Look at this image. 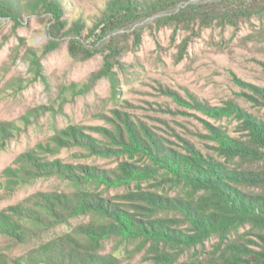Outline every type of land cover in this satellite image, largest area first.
<instances>
[{
  "label": "rangeland",
  "instance_id": "rangeland-1",
  "mask_svg": "<svg viewBox=\"0 0 264 264\" xmlns=\"http://www.w3.org/2000/svg\"><path fill=\"white\" fill-rule=\"evenodd\" d=\"M60 1L67 21L84 20L80 36L52 34L56 19L46 11L16 17L0 12V264H48L38 252L53 253L58 242L67 246L73 237L83 240L79 227L98 216L72 212L50 220L44 209L56 198L84 193L122 203V195L135 190L134 183L78 184L55 173L53 165L115 171L126 160L144 161L138 155H89L68 142L64 131L81 130L109 145L123 116L177 149L184 151L189 141L216 155L208 124L240 136L238 121L209 117L178 103L173 92L187 102L234 100L264 118V107L247 102L239 82L264 86V23L258 15H241L239 0H180L102 26L95 23L109 0ZM165 180L143 182L142 188L190 195ZM215 241L206 243L205 252ZM99 253L122 264L155 261L151 243L118 235L105 239Z\"/></svg>",
  "mask_w": 264,
  "mask_h": 264
},
{
  "label": "trees",
  "instance_id": "trees-1",
  "mask_svg": "<svg viewBox=\"0 0 264 264\" xmlns=\"http://www.w3.org/2000/svg\"><path fill=\"white\" fill-rule=\"evenodd\" d=\"M179 1L109 0L95 24L133 18ZM238 6L241 15L248 19L258 15L264 23V0H239ZM25 10L53 14L54 35L64 32L78 37L86 27L83 19L71 22L64 18L60 0H0V12L5 16H21ZM70 48L77 52L79 46L72 41ZM239 82L247 89L242 94L244 99L264 107V86ZM172 96L178 103H187L214 119L234 118L241 135L233 136L226 128L208 124L211 133L207 137L216 143L214 155L203 153L189 141L184 151L177 149L162 135L123 116L110 133L109 145L95 142L81 130L64 131L68 142L86 149L89 155H127L130 159L138 155L144 161L139 164L126 160L115 171H75L53 165L55 173L74 183L107 187H130L134 183L135 190L122 195V203L84 193L65 201L56 198L53 206L44 209L50 220L72 212L92 214L98 219L79 227L86 243L74 237L67 246L58 242L53 253L38 252L40 260L48 264H122L116 256L99 253L105 239L118 235L151 243L153 264H264V118L234 100L211 105L196 97L187 102L175 92ZM159 178L183 185L190 189V195L142 188L143 182ZM214 239L213 249L205 252L206 243Z\"/></svg>",
  "mask_w": 264,
  "mask_h": 264
}]
</instances>
